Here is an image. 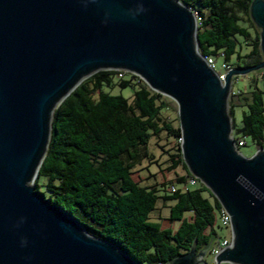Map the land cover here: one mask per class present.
<instances>
[{
  "label": "water",
  "instance_id": "95a60500",
  "mask_svg": "<svg viewBox=\"0 0 264 264\" xmlns=\"http://www.w3.org/2000/svg\"><path fill=\"white\" fill-rule=\"evenodd\" d=\"M262 29L264 0L250 5ZM180 0H0V264H138L30 184L61 102L98 71L123 70L178 105L190 174L230 214L233 244L218 263L264 264V148L243 156L224 82L198 49V22ZM193 42V43H192ZM211 244L167 264H207Z\"/></svg>",
  "mask_w": 264,
  "mask_h": 264
},
{
  "label": "trees",
  "instance_id": "16d2710c",
  "mask_svg": "<svg viewBox=\"0 0 264 264\" xmlns=\"http://www.w3.org/2000/svg\"><path fill=\"white\" fill-rule=\"evenodd\" d=\"M180 1L197 15L202 56L223 53L225 62L235 59L236 68L242 69L264 59L260 31L250 15L253 0ZM118 74L117 70L92 74L54 110L35 189L69 215L82 216L77 220L90 235L116 245L138 264H167L195 242L197 252L213 246L219 237L221 204L212 193L213 202L203 196L208 190L205 185L186 192L177 188L160 197L134 179L136 166L153 156L148 149L153 137L180 140L182 132L164 115L169 103L162 94L135 74ZM114 84L119 93L104 90ZM125 89L132 92L131 97L123 93ZM235 103L247 107L239 127L233 116ZM229 113L236 142L249 138L257 148H264V80L261 86L253 79L241 89L232 98ZM177 145L169 171L185 166L180 142ZM189 176L187 171L174 185L179 187ZM160 199L174 201L169 219L179 222L177 228L151 220Z\"/></svg>",
  "mask_w": 264,
  "mask_h": 264
},
{
  "label": "rangeland",
  "instance_id": "374dc122",
  "mask_svg": "<svg viewBox=\"0 0 264 264\" xmlns=\"http://www.w3.org/2000/svg\"><path fill=\"white\" fill-rule=\"evenodd\" d=\"M255 26L261 33L262 29L258 27L256 24ZM247 49L248 48H246V50ZM243 52H245V50ZM235 63H236L235 59H233L232 62H230L231 66L234 68H236ZM221 64H222V60L216 59L215 68L219 72H223V70L221 69ZM263 70L264 68L259 70H252L245 74L234 75L231 81L233 88L236 89L237 91L241 89H245L247 86L249 87V84H252L253 79H257L259 85L262 86L264 80V76L262 72ZM123 72L131 73L128 71H123ZM113 81L114 83L118 82L116 78H114ZM104 90L106 92L109 91L111 93L120 92L118 86H116L115 84L112 87H104ZM123 93L125 95H128L129 97H131L132 94V92L128 91V89L123 90ZM163 97L166 98V100L169 103V109L164 111V115L167 116L174 123V125L176 126L180 125L177 103L168 96L163 95ZM94 98L96 99L97 95H95ZM231 100L232 97L230 96V92H228L226 97V114L229 117V119H231L229 113ZM246 110L247 107L245 105L235 103L233 116L235 118L236 127L241 126L242 115L243 112ZM232 136H233V132H232ZM179 142L181 143L180 140H177L175 138H167L164 135H162L161 139H157L156 137H153L148 145L149 152L153 156L150 159L147 158L146 160L142 161L139 165L136 166L134 179L138 181V183L141 186L152 188L154 191L157 192V194L160 197H162L165 194H168L169 193L168 188L176 183L177 178L181 176H185L187 174V171L190 172V167L185 161H184L185 166L179 165L176 169L172 171L168 170L169 167L172 165V161H173L171 155L178 154L177 144ZM260 149L261 148H257L249 138H247L246 144L244 146L238 147V151L247 158L252 157ZM182 158L184 160L183 154H182ZM174 159H177V156H174ZM36 178L37 177H35L32 181H30V184L32 186H34V181ZM199 182H200L199 185L202 184L200 180ZM210 193L211 192L208 189L207 191H204L202 194L204 197L209 198L213 202V198L210 196ZM173 204L174 201L165 202L160 199L157 205V209L152 211L150 214L151 220L162 222L164 227L177 228L179 222L171 221L169 219L170 207ZM78 216L81 219H84L82 216L80 215ZM216 231L218 233V236L221 238L230 235V230L222 226H217ZM205 261L206 263L211 264L213 262V255L211 253H207V255L205 256Z\"/></svg>",
  "mask_w": 264,
  "mask_h": 264
},
{
  "label": "built area",
  "instance_id": "2783aa9c",
  "mask_svg": "<svg viewBox=\"0 0 264 264\" xmlns=\"http://www.w3.org/2000/svg\"><path fill=\"white\" fill-rule=\"evenodd\" d=\"M194 14L196 15L195 12H194ZM196 17H197V15H196ZM223 56H224L223 53H221L218 57H214V56L204 57L206 63L217 73V75L219 76V78L222 82H224L227 73L233 69V67L229 63H227L223 60ZM216 59L222 60L221 69L223 70V72H219L216 70V68H215ZM117 71L119 72L117 77H122L124 72L122 70H117ZM239 93H240V90L237 91L236 89H234L233 85L231 83L230 96L233 98L234 96H237ZM245 144H246V138L239 139L237 142L235 140V146L237 149H238V147L244 146ZM199 183H200L199 179H197L196 177L191 175V176L187 177V179L184 182L180 183L179 187L175 186L174 184L171 185L169 187V191L174 192L177 188H180L181 191L186 192V191H189V190H192L194 188L199 187ZM217 223L219 226H222L226 229H229L230 235L226 236L224 238L218 237L216 239L215 243L213 244V246L210 247V250L208 253H211L213 255V262L211 264H225V263H218L217 257L225 249L232 246V244H233V233H232L231 216L222 206H221V209L219 211ZM204 260H205V258H204Z\"/></svg>",
  "mask_w": 264,
  "mask_h": 264
}]
</instances>
